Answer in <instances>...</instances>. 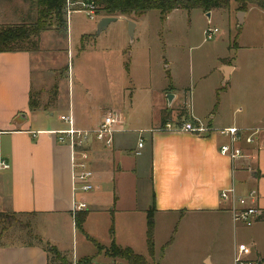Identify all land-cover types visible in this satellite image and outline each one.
<instances>
[{"label":"crops","instance_id":"0c3cea01","mask_svg":"<svg viewBox=\"0 0 264 264\" xmlns=\"http://www.w3.org/2000/svg\"><path fill=\"white\" fill-rule=\"evenodd\" d=\"M37 9L33 0H0V25L32 24L38 19ZM256 9L264 16V10L255 4L234 12L228 24L229 38L214 40L208 45L211 54L201 57L203 63L190 70V88L187 83L179 85L176 58L181 57L175 54L176 48L186 49V41L165 40L160 28L149 31L147 13L132 19L136 26L131 39L127 29L117 39L97 33L98 22L105 16L98 15L93 20H99L79 30L75 38L68 27L67 37L61 39V32L53 26L40 34L36 50L0 52V211L16 214L30 226L28 230L11 228L0 239V264H52L51 246L65 254V248L53 238L52 226L63 227L72 220L77 228L79 212L73 210L71 149L59 144L53 132L68 127L60 115L72 116L77 128L92 130L111 111L122 115L124 130L115 134L111 150L95 144L92 167L96 188L85 197L88 209L80 212H87L88 217L93 207L104 210V193H109L116 172L132 167L151 187L150 201L141 210L146 216V254L147 216L154 209L155 252L151 257L157 254L161 217L165 223H176L174 236L167 243L182 248L180 260L235 264L237 245L245 243L249 252L244 258L261 259L264 264V149H259L260 142L243 143L244 154L234 165L220 153L227 139L217 131L199 136L160 128L188 117L214 129L260 128V141L264 140V42L254 45L244 41L241 29L237 47L231 46L237 37L231 27L244 28ZM176 11L179 9L164 17L162 29L169 28L168 19ZM214 11L207 14L208 27ZM71 16H66L69 24ZM208 27L203 30V41L195 47L206 46ZM66 45L81 49L88 72L76 74L78 86L72 85L69 101L64 104L60 103L57 74L61 70L58 57ZM89 78L102 83L100 96L88 83ZM48 84L50 97L42 106L39 95ZM169 94L175 95L172 105ZM32 99L35 109L30 107ZM140 138L144 139L141 149ZM129 151L137 156L134 166L126 165ZM3 161L9 168L2 167ZM232 185L239 194L252 190L259 194L263 215L252 226L235 225L220 199L221 191ZM240 230L245 233L241 235ZM25 235L28 240L18 239ZM157 264L173 263L165 253Z\"/></svg>","mask_w":264,"mask_h":264},{"label":"rangeland","instance_id":"374dc122","mask_svg":"<svg viewBox=\"0 0 264 264\" xmlns=\"http://www.w3.org/2000/svg\"><path fill=\"white\" fill-rule=\"evenodd\" d=\"M242 5L239 0H230L229 6L224 8H216L213 10L214 14L211 18V25L209 27H217L219 32L215 35L213 40L207 41L206 46L202 48H197L203 41V30L208 27V16L209 12L201 9H179L173 13L171 18L168 19L169 28L162 29V21L164 22V15L159 10H150L146 15V23L149 25V31L154 32L158 28L161 30V37L167 38L171 41L183 40L186 41V49L181 50L176 48L175 54L179 55L181 59L178 58V82L182 87L187 83L188 88L193 86L191 82L190 70H194L202 62V58L207 54H211L208 45L214 43L213 41L218 38L222 40V36L229 38V19L234 16V12ZM251 6V3L247 4V8ZM252 9V8H250ZM98 15H104V13L97 9ZM252 20L248 21L243 31V40L251 42L252 44H258L264 42V16L259 12L258 9L252 12ZM64 21L60 22L57 15H53L47 21V28L51 29L54 27L61 32V39L67 37V28L70 27V36L75 38L76 33L79 30L86 28L89 23L98 21L99 19L93 20L89 18L86 14L76 12L72 14L70 19V24L66 16L64 15ZM166 22V21H165ZM128 31L129 34V24L127 21L117 20L112 22L106 30L102 32V35H109V38L115 37L116 39L120 37L124 30ZM232 33L238 32L235 25L231 27ZM73 34V35H72ZM78 35V34H77ZM156 34H153L154 37ZM151 37V38H152ZM263 37V39H262ZM102 38V37H101ZM233 40L234 37L232 36ZM66 39V38H65ZM129 39L131 36L129 35ZM238 41V37H236ZM62 43V40H61ZM86 46V41H84ZM232 47H236L234 43L231 44ZM256 48L251 49L253 51ZM257 51V50H256ZM83 52L81 49L73 48L72 46H65V51L60 52V72L57 74L58 82L60 83V103H67L69 101V92L72 93V85L78 86L76 80V74L87 73V69L83 66L84 59L82 56ZM174 55V52H172ZM94 69V68H92ZM65 80L64 82L62 80ZM160 79L163 80L160 74ZM88 83L91 84L95 91L96 96L101 95V88H104L102 83L99 84L97 78H89ZM192 83V84H190ZM51 85H45L43 87V94L39 95V102L42 106L48 104V99L50 97ZM71 89V90H70ZM37 99L38 96L35 95ZM95 99V96H93ZM52 105L54 102L51 103ZM57 104V102L55 103ZM187 107V106H186ZM185 107V108H186ZM59 110L55 112V117L59 115ZM133 116H136L134 114ZM96 145H99L95 143ZM119 154H117L118 160ZM137 156L135 151H129V157L127 158L126 165L134 166ZM106 191V187L103 189ZM109 193L105 194V207L104 210H96L93 207L87 217L85 223L83 224V231L74 227L72 220L69 224L64 223L63 227L59 225L52 226L53 238L57 240L66 252L64 255L65 259L70 264H97L103 263L108 264L111 262H119L122 264H129L125 259L115 256H110L108 253L110 251L111 244L115 240L116 244L121 247H132V249L137 252V254L143 255L149 264H157L160 260V256H164L165 253L169 256L170 261L173 264H192L189 260H180L182 248L176 244L170 247L167 243L174 236L173 229L176 223L170 224V221L165 223L163 218L158 217V230H157V240H156V256L151 257L150 254H146L145 245V232H146V216L142 212V205L145 202L150 201L151 187L148 179L142 178V175L137 177L133 168L123 169L122 172H116L115 181L111 183V187H108ZM114 198V199H113ZM111 200V201H110ZM110 203V204H109ZM109 204V205H107ZM107 205V206H106ZM131 209H136L129 211ZM169 218L166 220L168 221ZM177 220V218H176ZM28 220H22L23 223H27ZM62 224V223H61ZM65 226V228H64ZM113 227L114 234L111 235V228ZM243 229V228H241ZM239 233L243 235L245 230H240ZM88 237L94 239L96 243H93ZM24 239H28L25 235ZM20 238L21 240H24ZM189 251V249H188ZM145 254V255H144ZM50 259L52 264H64L62 261L56 259L55 255L51 252ZM254 263L257 259L252 260Z\"/></svg>","mask_w":264,"mask_h":264},{"label":"built area","instance_id":"2783aa9c","mask_svg":"<svg viewBox=\"0 0 264 264\" xmlns=\"http://www.w3.org/2000/svg\"><path fill=\"white\" fill-rule=\"evenodd\" d=\"M97 9L98 6L93 0H65L64 12L67 18L75 12H83L89 18L95 19L98 16ZM218 32L217 27H208L205 31V40H213ZM60 120L67 123L68 127L56 130L53 133L59 144L66 145L71 149L73 210L77 213L88 209L85 197L96 188L95 171L92 167V154L95 143H100L105 149L111 150L114 147L115 134L124 130L123 118L116 111L108 112L102 122L92 130L77 128L73 117L70 115H60ZM160 128L163 130L186 131L199 136H206L217 131L227 139L220 146V153L229 157L234 165L244 154L243 143L256 145L260 142L259 149H264V140L260 141V128L227 127L214 129L205 125L201 120L188 117L179 122H167ZM143 145L144 139L140 138L139 149ZM1 165L4 169L9 168V165L4 161ZM220 199L226 205L234 224L237 226H252L263 215V210L258 204L259 194L255 190L242 195L232 185L221 191ZM248 252L249 248L245 243L237 245L235 264H258V261L254 263L244 258V255ZM108 264L122 263L111 262Z\"/></svg>","mask_w":264,"mask_h":264},{"label":"trees","instance_id":"16d2710c","mask_svg":"<svg viewBox=\"0 0 264 264\" xmlns=\"http://www.w3.org/2000/svg\"><path fill=\"white\" fill-rule=\"evenodd\" d=\"M37 6L38 19L32 24H5L0 25V52H16L24 50H36L39 45L40 34L47 29V21L54 14L58 16L60 22L64 21V6L65 0H33ZM98 9H100L105 16H125L128 19L139 18L150 10H159L164 17L174 9H201L209 12L220 7H228L230 0H93ZM242 5L240 10L246 11L247 4H255L264 10V0H239ZM241 33V27L238 28L237 37ZM237 47L236 40L233 42ZM235 47V48H236ZM37 104L32 99L30 102L31 109H35ZM185 109H182L184 114ZM87 212H79L76 215V226L83 231V224L87 217ZM11 228L15 231L28 230L30 226L23 223L18 215L0 211V239ZM155 220L154 209L148 211L147 216V247L151 256L155 252ZM114 234L113 227L111 228V235ZM20 236V241L28 240ZM93 243L96 241L88 237ZM97 244V243H96ZM98 245V244H97ZM49 252L53 253L59 261L64 264H70L65 257L54 246H51ZM110 256L120 257L125 259L129 264H149L143 255L137 254L130 247H121L112 242ZM82 261L80 264H83Z\"/></svg>","mask_w":264,"mask_h":264},{"label":"water","instance_id":"95a60500","mask_svg":"<svg viewBox=\"0 0 264 264\" xmlns=\"http://www.w3.org/2000/svg\"><path fill=\"white\" fill-rule=\"evenodd\" d=\"M242 13V12H241ZM120 17L119 16H104L100 19V21L98 22V25H97V33H101L103 32L104 30H106L108 28V26L114 22V21H117ZM126 21L128 22L129 24V35L131 37H133V34H134V28L136 26V23L134 20L132 19H126ZM240 22L242 23V20L240 19ZM175 98V95L174 94H169L167 96V99H168V103L169 105H172V101L173 99ZM258 264H262V260L259 259L258 260Z\"/></svg>","mask_w":264,"mask_h":264}]
</instances>
